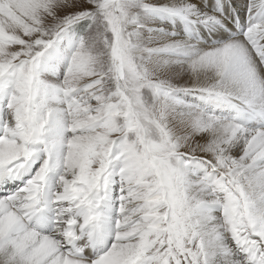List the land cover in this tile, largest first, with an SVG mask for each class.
Returning <instances> with one entry per match:
<instances>
[{
    "label": "snow or ice",
    "instance_id": "obj_1",
    "mask_svg": "<svg viewBox=\"0 0 264 264\" xmlns=\"http://www.w3.org/2000/svg\"><path fill=\"white\" fill-rule=\"evenodd\" d=\"M0 264H264V0H0Z\"/></svg>",
    "mask_w": 264,
    "mask_h": 264
}]
</instances>
